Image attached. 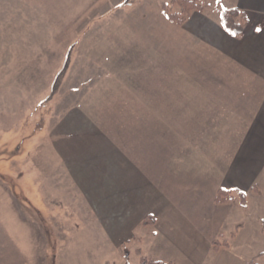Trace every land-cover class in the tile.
I'll return each instance as SVG.
<instances>
[{
	"label": "rangeland",
	"instance_id": "obj_1",
	"mask_svg": "<svg viewBox=\"0 0 264 264\" xmlns=\"http://www.w3.org/2000/svg\"><path fill=\"white\" fill-rule=\"evenodd\" d=\"M166 1L0 0V264L192 261L150 236L143 173L203 149L171 92L228 82L218 58L205 81L203 45ZM114 158L142 179L120 201L101 192ZM218 224L230 240L232 222Z\"/></svg>",
	"mask_w": 264,
	"mask_h": 264
},
{
	"label": "crops",
	"instance_id": "obj_2",
	"mask_svg": "<svg viewBox=\"0 0 264 264\" xmlns=\"http://www.w3.org/2000/svg\"><path fill=\"white\" fill-rule=\"evenodd\" d=\"M196 1L204 9L192 11L184 25L203 45L205 81L215 80V74L208 78L206 60L218 58L220 81L226 78L228 87L171 92L176 106L180 97H187V141L203 149L176 158L170 166L158 161L161 172L155 174L156 180L143 173V212L157 225L150 236L172 241L192 260L190 264H259L264 257V0ZM224 8L243 12L241 36L224 29ZM202 110L194 120L192 114ZM174 133L178 134L172 133L173 145L178 144ZM118 158L114 166L105 165V171H113L110 174L100 175L104 168L98 165V176L107 177L101 192L131 197L142 179L131 165L117 163ZM221 188L232 190L234 198L217 202ZM239 191L245 194L246 207ZM227 219L233 231L230 240L221 243L217 236L224 234L216 224ZM215 241L220 242L218 247Z\"/></svg>",
	"mask_w": 264,
	"mask_h": 264
},
{
	"label": "trees",
	"instance_id": "obj_3",
	"mask_svg": "<svg viewBox=\"0 0 264 264\" xmlns=\"http://www.w3.org/2000/svg\"><path fill=\"white\" fill-rule=\"evenodd\" d=\"M163 10L168 14V18L173 21L174 23H177L179 25H182L185 23L187 17L192 13V11L198 10L202 11L204 9V6L200 4L196 0H169L168 2L163 3ZM180 8V11L173 10L175 8ZM243 17V12L238 8H224L221 12V22L224 27V29L233 36H241L244 31V26L241 21ZM232 190L221 188L217 195V202H224L227 200H232L234 196L231 194ZM239 194L242 198L243 206L246 207L245 203V194L241 191H239ZM154 218L151 216H148L145 220V225L153 224ZM220 242L215 241L214 245L215 247H218ZM143 264H166L161 261H148L143 260ZM167 264H174V263H167Z\"/></svg>",
	"mask_w": 264,
	"mask_h": 264
}]
</instances>
